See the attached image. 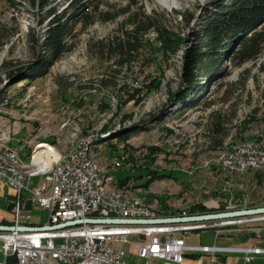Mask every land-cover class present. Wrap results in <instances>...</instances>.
I'll return each mask as SVG.
<instances>
[{
    "label": "rangeland",
    "instance_id": "obj_1",
    "mask_svg": "<svg viewBox=\"0 0 264 264\" xmlns=\"http://www.w3.org/2000/svg\"><path fill=\"white\" fill-rule=\"evenodd\" d=\"M53 1L58 13L68 10L78 21L66 37L67 51L35 77L48 58L45 11L30 0H0V154L17 151L25 165L35 152L60 160L75 136H96L92 161L104 175L113 173L111 187L151 205L154 218L206 215L192 210L201 204L226 207L231 200L239 204L245 195L254 203L250 209L264 207V170L229 174L221 162L239 145L264 149V50L240 68L226 57L215 74L199 73L204 86L199 96L174 100L184 85V57L202 46L207 17L220 0H82L77 12L74 3ZM107 13L117 17L107 21ZM133 14L139 20L143 14L153 17L161 29L137 34L136 50L121 57L113 43L133 29L127 24ZM150 172L168 176L156 177L148 188L142 186L147 175L119 185L127 176ZM45 181L32 179L30 189ZM23 197L30 200L32 193L24 190ZM26 214L34 225L49 222L40 206L22 217ZM256 227L264 224L238 230ZM177 236L187 246L206 244L212 234ZM130 241L122 246L125 261L146 264L136 256V238Z\"/></svg>",
    "mask_w": 264,
    "mask_h": 264
},
{
    "label": "built area",
    "instance_id": "obj_2",
    "mask_svg": "<svg viewBox=\"0 0 264 264\" xmlns=\"http://www.w3.org/2000/svg\"><path fill=\"white\" fill-rule=\"evenodd\" d=\"M86 143L87 141L80 144L77 154L62 160L54 171L22 175L10 168L0 167V186L14 191L13 226L47 228L37 231L0 232V248L4 257L0 264H128L125 261L127 251L122 246L129 245L132 237L136 238L132 242L136 244V256L147 260L146 264H150L151 260L181 264L187 253H211L214 255L213 262H217L216 254L238 249L186 246L184 240L177 235L210 230L219 237L238 232V228L244 225L264 224V214L199 224L87 223L106 220L146 221L168 217L153 218L148 213V207H137L128 204V201L119 200L116 192H103L95 174H90V166L83 157ZM257 162H264V157L238 152V155H230L223 164L226 167H246ZM39 176H45L46 181L41 186L30 189V181ZM112 178H115L113 173ZM25 182L28 184L25 185ZM24 190L32 193L30 200L24 199ZM233 201L228 202L226 207L219 206L217 213L247 210L254 204L248 195L240 202L242 206L235 201L234 205ZM29 206H40L48 212V224L37 226L23 223L22 214L30 210ZM222 207L224 211L221 210ZM24 220L31 222L32 215L26 214ZM78 221L83 223L58 228L60 225ZM57 241L62 243L57 245ZM244 251L264 253L262 249ZM250 260L247 258V262Z\"/></svg>",
    "mask_w": 264,
    "mask_h": 264
},
{
    "label": "trees",
    "instance_id": "obj_3",
    "mask_svg": "<svg viewBox=\"0 0 264 264\" xmlns=\"http://www.w3.org/2000/svg\"><path fill=\"white\" fill-rule=\"evenodd\" d=\"M81 1L67 0L68 6L74 3L72 8L76 12L83 8L79 7ZM53 2V0H30V4L34 7L39 3L41 11H45V19L48 20L49 25L45 41L48 58L42 59L39 63L37 68L40 71L44 66L49 68L67 51L66 37L78 21L75 19V14L71 15L68 10L58 13L57 8L52 6ZM131 7L132 5H129L128 9ZM116 17L117 14H106L107 21L114 20ZM187 23L190 24V21ZM263 23L264 0H220L207 17L206 25L202 30V46L189 49L184 57V85L182 91L174 96V100L186 102L191 95L199 96L204 87L198 80L199 73L202 72L203 75L215 74L219 71L220 62L226 57L238 68L255 62L264 50V27H261ZM127 24L131 25L133 29L126 31V38H118L119 42L113 43L114 49L119 52L121 57L131 55L136 50L137 34L147 32L152 28L161 29L160 26L154 24L153 17L147 14H143L142 20H139L138 14H133ZM44 73L45 71H41L35 77ZM152 173L127 176L119 182V185L125 187L132 178L141 180L144 175H147L149 180L142 186L148 188L156 177L168 176L166 174L154 176ZM28 208L31 209L30 206ZM221 210L224 211V207ZM197 211L201 214L218 212V210L208 209L203 204L195 206L192 213Z\"/></svg>",
    "mask_w": 264,
    "mask_h": 264
},
{
    "label": "bare ground",
    "instance_id": "obj_4",
    "mask_svg": "<svg viewBox=\"0 0 264 264\" xmlns=\"http://www.w3.org/2000/svg\"><path fill=\"white\" fill-rule=\"evenodd\" d=\"M168 1L170 2V0H162L164 4H168ZM96 139V136H75L72 149L62 159L54 160L53 157L49 155L41 152H35L30 155V161L27 165L23 163L19 152L8 149L5 152V150H3L0 154V167L10 168L11 170L16 171L18 174L22 175L37 174L42 171H54L62 160L69 158V156L76 155L78 152V146L80 144H84V142L87 141L83 149V157L86 160L87 165L90 166V174H95V178L97 179V183H99L100 185V189L103 192H116L119 200L128 201V204H134L137 207H148V213L153 215L154 218L153 208L151 207V205L146 203L145 200L135 197L134 194L127 189L122 190L110 186L113 181L111 175H104L102 170L99 169V167L94 163V161H92L91 158ZM238 152L255 154L257 156L264 157V149L255 147L251 144L239 145L233 150V152L227 153V155L224 156L223 160L221 161L222 169L225 172H228L229 174H241L249 172L251 170H264V162H257V164H252L251 166L246 167L244 165H236V167H226L223 163L228 161L230 155H238ZM6 156H9L10 158H6Z\"/></svg>",
    "mask_w": 264,
    "mask_h": 264
},
{
    "label": "crops",
    "instance_id": "obj_5",
    "mask_svg": "<svg viewBox=\"0 0 264 264\" xmlns=\"http://www.w3.org/2000/svg\"><path fill=\"white\" fill-rule=\"evenodd\" d=\"M14 191L9 188L0 186V225L13 226L14 213ZM208 209L217 210L219 206L205 205ZM23 223L26 222L23 218ZM34 225V224H33ZM252 225V226H256ZM250 232L238 231L230 235L216 237L213 231L207 230L212 237L206 239V244L187 245V246H216L220 248H235L237 251L223 252L216 254L218 260L213 262V254L211 253H187L181 264H264V253H255L244 251V249H262L264 250V227L252 228ZM206 231V230H205ZM0 248V254H1ZM247 258L251 260L247 262ZM157 264H175L172 262L155 260Z\"/></svg>",
    "mask_w": 264,
    "mask_h": 264
},
{
    "label": "water",
    "instance_id": "obj_6",
    "mask_svg": "<svg viewBox=\"0 0 264 264\" xmlns=\"http://www.w3.org/2000/svg\"><path fill=\"white\" fill-rule=\"evenodd\" d=\"M261 214H264V207L256 208V209L239 210V211H233V212L198 215V216H191V217H176V218L155 219V220H146V221H140V220H137V221H134V220L87 221V223H105V224H122V225L197 223V222L218 221V220L231 219V218H241V217L255 216V215H261ZM82 223L83 221L70 222L64 225H60L58 226V228H64V227L73 226V225L82 224ZM44 229H47V228H23V227L16 228L14 226L0 225V232H14L15 230L37 231V230H44Z\"/></svg>",
    "mask_w": 264,
    "mask_h": 264
}]
</instances>
